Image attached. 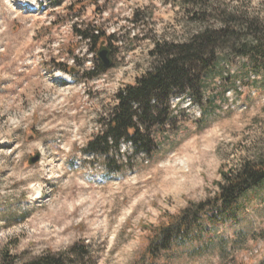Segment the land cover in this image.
Here are the masks:
<instances>
[{"label":"rangeland","instance_id":"rangeland-1","mask_svg":"<svg viewBox=\"0 0 264 264\" xmlns=\"http://www.w3.org/2000/svg\"><path fill=\"white\" fill-rule=\"evenodd\" d=\"M23 1L0 0V264L49 255L67 264H264V183L234 215L205 216L200 239L157 258L144 230L214 197L223 168L264 156V60L236 50L254 42L247 22L264 26V0ZM226 24L242 35L218 43L215 68L193 93H172L170 120L152 129L153 154L122 143L111 154L120 170L88 154L117 94L155 66L159 48ZM98 32L94 50L81 34Z\"/></svg>","mask_w":264,"mask_h":264},{"label":"trees","instance_id":"trees-1","mask_svg":"<svg viewBox=\"0 0 264 264\" xmlns=\"http://www.w3.org/2000/svg\"><path fill=\"white\" fill-rule=\"evenodd\" d=\"M186 2L193 6L206 4V0ZM198 15L196 13V17ZM245 27L246 33L250 30V34L254 36V42L240 44L237 52L255 62L264 60V26L249 21ZM234 30L235 27L226 24L216 31L204 30L183 45L171 46L168 50L159 48L156 54L159 60L155 66L137 79L135 85H128L117 94V105L108 118L104 119L105 130L88 144V154L93 159L105 157L109 161V167L114 170L125 166L111 156L113 151L120 149L122 143L130 144L136 154H153L156 143L152 129H163L170 120L172 110L169 102L172 93L194 92L202 83L203 77L215 68L218 43L228 34L242 35ZM99 34L81 35L82 39H90L93 49L97 50L98 45L104 42L103 36ZM101 68L105 69V66L102 64ZM220 173L222 181L217 183L219 192L214 197L199 203L189 202L179 214H166L165 221L157 227H144V230L149 231L146 248L149 256L157 258L160 252L170 250L176 243L200 239L205 216L212 223H219L225 217L234 215L239 198L264 183V156L258 160L241 161L238 166L223 168ZM30 264L67 262L62 257L49 255Z\"/></svg>","mask_w":264,"mask_h":264},{"label":"water","instance_id":"water-1","mask_svg":"<svg viewBox=\"0 0 264 264\" xmlns=\"http://www.w3.org/2000/svg\"><path fill=\"white\" fill-rule=\"evenodd\" d=\"M108 50L105 49V48H101L98 52V58L99 60H101L102 64L105 66V67H109L110 66V60L108 59ZM40 159V156H36L34 157L31 162L34 164L36 162H38Z\"/></svg>","mask_w":264,"mask_h":264},{"label":"bare ground","instance_id":"bare-ground-1","mask_svg":"<svg viewBox=\"0 0 264 264\" xmlns=\"http://www.w3.org/2000/svg\"><path fill=\"white\" fill-rule=\"evenodd\" d=\"M24 5H25V4H24V1L21 0V4H20V6L23 7Z\"/></svg>","mask_w":264,"mask_h":264}]
</instances>
